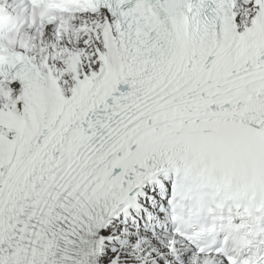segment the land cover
I'll return each instance as SVG.
<instances>
[{
	"label": "snow or ice",
	"instance_id": "6c2138e0",
	"mask_svg": "<svg viewBox=\"0 0 264 264\" xmlns=\"http://www.w3.org/2000/svg\"><path fill=\"white\" fill-rule=\"evenodd\" d=\"M0 264H264V0H0Z\"/></svg>",
	"mask_w": 264,
	"mask_h": 264
}]
</instances>
